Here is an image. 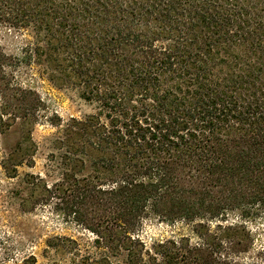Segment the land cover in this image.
Wrapping results in <instances>:
<instances>
[{
    "label": "trees",
    "instance_id": "obj_1",
    "mask_svg": "<svg viewBox=\"0 0 264 264\" xmlns=\"http://www.w3.org/2000/svg\"><path fill=\"white\" fill-rule=\"evenodd\" d=\"M6 26L34 42L19 60L0 46L1 132L36 120L11 79L32 56L94 106L42 195L104 250L73 264H264L245 223L264 211V0H0ZM149 216L190 235L146 246Z\"/></svg>",
    "mask_w": 264,
    "mask_h": 264
},
{
    "label": "rangeland",
    "instance_id": "obj_2",
    "mask_svg": "<svg viewBox=\"0 0 264 264\" xmlns=\"http://www.w3.org/2000/svg\"><path fill=\"white\" fill-rule=\"evenodd\" d=\"M33 42L28 30L19 32L7 26L0 30V46L13 59H21L25 45ZM47 66L32 56L29 64L11 67L12 81L31 89L42 105L36 120H16L0 131V264H32L31 258L36 264H73L85 257L96 262L104 252L93 243L89 231L72 216L64 215L63 206L42 196L44 184L51 186L64 172L58 158L62 152L58 140L66 124L94 112V106L83 101L73 87L61 85L59 79L51 81ZM37 178L41 183L32 185ZM245 223L253 240L246 260H253L256 253L264 252V211ZM181 235L189 236L190 228L180 223L166 224L152 216L145 219L139 232L146 246ZM56 244L61 245L57 251L51 247ZM107 255L112 261L117 259Z\"/></svg>",
    "mask_w": 264,
    "mask_h": 264
}]
</instances>
